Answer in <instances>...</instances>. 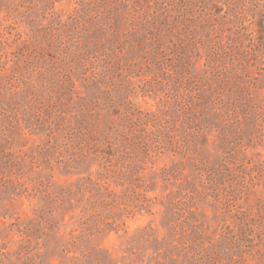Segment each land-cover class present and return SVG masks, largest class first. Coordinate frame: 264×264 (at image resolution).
I'll return each instance as SVG.
<instances>
[{"label":"rangeland","instance_id":"374dc122","mask_svg":"<svg viewBox=\"0 0 264 264\" xmlns=\"http://www.w3.org/2000/svg\"><path fill=\"white\" fill-rule=\"evenodd\" d=\"M0 264H264V0H0Z\"/></svg>","mask_w":264,"mask_h":264},{"label":"trees","instance_id":"16d2710c","mask_svg":"<svg viewBox=\"0 0 264 264\" xmlns=\"http://www.w3.org/2000/svg\"><path fill=\"white\" fill-rule=\"evenodd\" d=\"M115 143V142H114ZM117 143H115V145H116ZM117 149H118V151H120V145H117V147H116ZM200 253V252H199Z\"/></svg>","mask_w":264,"mask_h":264}]
</instances>
